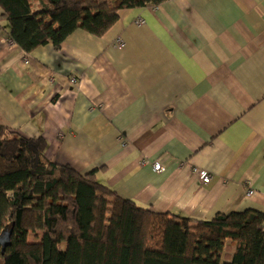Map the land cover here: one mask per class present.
Wrapping results in <instances>:
<instances>
[{
	"label": "crops",
	"instance_id": "crops-1",
	"mask_svg": "<svg viewBox=\"0 0 264 264\" xmlns=\"http://www.w3.org/2000/svg\"><path fill=\"white\" fill-rule=\"evenodd\" d=\"M0 124L156 212L264 213V0L123 10L101 38L77 30L30 54L0 8Z\"/></svg>",
	"mask_w": 264,
	"mask_h": 264
},
{
	"label": "trees",
	"instance_id": "trees-1",
	"mask_svg": "<svg viewBox=\"0 0 264 264\" xmlns=\"http://www.w3.org/2000/svg\"><path fill=\"white\" fill-rule=\"evenodd\" d=\"M168 0H0L11 40L26 54L58 50L77 30L96 38L120 12ZM43 137L0 125V264H264V213L211 219L159 213L121 198L96 172L48 159Z\"/></svg>",
	"mask_w": 264,
	"mask_h": 264
},
{
	"label": "built area",
	"instance_id": "built-area-1",
	"mask_svg": "<svg viewBox=\"0 0 264 264\" xmlns=\"http://www.w3.org/2000/svg\"><path fill=\"white\" fill-rule=\"evenodd\" d=\"M72 83H75L76 80L72 79L71 81ZM141 165H144L145 162L142 161L140 163ZM153 168L157 173H163L165 171V169L163 168V166H161L159 163H154L153 164ZM194 173L196 174V176L203 182V184H209L212 180V176L206 172V171H201V170H194ZM249 194H253V192L251 191Z\"/></svg>",
	"mask_w": 264,
	"mask_h": 264
},
{
	"label": "water",
	"instance_id": "water-1",
	"mask_svg": "<svg viewBox=\"0 0 264 264\" xmlns=\"http://www.w3.org/2000/svg\"><path fill=\"white\" fill-rule=\"evenodd\" d=\"M0 245L2 246L3 253L6 248L11 245L10 232H7V230H5L0 237Z\"/></svg>",
	"mask_w": 264,
	"mask_h": 264
},
{
	"label": "rangeland",
	"instance_id": "rangeland-1",
	"mask_svg": "<svg viewBox=\"0 0 264 264\" xmlns=\"http://www.w3.org/2000/svg\"><path fill=\"white\" fill-rule=\"evenodd\" d=\"M139 24H141V25L144 24V21H140ZM116 45H117L118 47H124V46H125V43H124V41H123L121 38H118L117 41H116ZM0 125L12 129L11 127L6 126V125H4V124H0ZM12 130L17 131V130H15V129H12ZM17 132H18V131H17ZM18 133H19V132H18ZM19 134H20V133H19ZM48 149H49V148H48ZM250 192H251V191H250ZM250 192H249V193H250ZM249 193H248V196H252V194H249Z\"/></svg>",
	"mask_w": 264,
	"mask_h": 264
}]
</instances>
